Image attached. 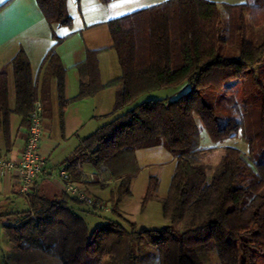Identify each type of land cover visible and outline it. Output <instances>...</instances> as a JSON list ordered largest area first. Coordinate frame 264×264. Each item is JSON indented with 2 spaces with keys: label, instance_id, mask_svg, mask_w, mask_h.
Listing matches in <instances>:
<instances>
[{
  "label": "trees",
  "instance_id": "obj_1",
  "mask_svg": "<svg viewBox=\"0 0 264 264\" xmlns=\"http://www.w3.org/2000/svg\"><path fill=\"white\" fill-rule=\"evenodd\" d=\"M36 3L48 24L71 26L67 0ZM246 17L255 26L264 24V0H164L111 18L107 25L118 76L102 83L98 52L88 50L76 64L84 79L69 99L63 94L65 68L56 53L61 37L53 32L55 41L41 65L54 79L61 113L70 101L115 87L111 112H122L84 136L62 163L73 181H81L80 168L88 165L104 173L105 182H115L112 215L90 227L86 215L99 209L66 191L46 196L33 183L25 194L28 206L3 214L9 242L21 250L56 253L63 264H264V243L257 239L264 231V40L247 39ZM9 65L13 108L8 105L7 66L0 70V130L7 142L11 113L28 128L36 100L42 116L51 110L22 48ZM168 87L179 94L138 100ZM202 129L215 143L241 138L247 151L224 145L219 165L209 174ZM158 145L171 153L174 172L163 197L155 196L158 179L149 176L141 206L156 197L167 224L138 229L121 217L118 206L131 195L130 180L139 171L136 150ZM180 221L184 229L178 231L174 225Z\"/></svg>",
  "mask_w": 264,
  "mask_h": 264
},
{
  "label": "crops",
  "instance_id": "obj_2",
  "mask_svg": "<svg viewBox=\"0 0 264 264\" xmlns=\"http://www.w3.org/2000/svg\"><path fill=\"white\" fill-rule=\"evenodd\" d=\"M6 1L0 0V5ZM116 1L110 0L108 3H102L101 0H79V2L67 0V9L72 17V24L70 27H65L60 33L56 30L59 26L50 25L44 19L36 0H9L0 9V70L7 66L9 107L13 108L15 104L13 73L9 62L20 48L28 56L32 77L36 80L38 88L43 87L48 93L51 110L50 115L43 116L44 131L39 149L40 154L45 158V168L48 172L62 166L63 161L84 137L79 136L78 133L84 127L87 116L89 117L95 112L100 114L103 111H108L110 105L113 104L115 92L114 86L103 88L93 96L70 101L61 113L54 79L47 77L44 66L41 65L47 50L55 41L52 33L54 32L56 36L61 37V41L56 45V53L65 68L63 94L66 99L77 94L79 82L82 78L84 79V75L76 64L85 58L88 50L98 52L100 80L102 83H106L119 74V65L116 53L112 48L113 41L107 25L109 19L123 15L113 14L118 11L113 5V2ZM158 3L147 4L146 2L147 6L145 7ZM113 63L118 65V70L115 65L113 67ZM55 118L62 123L64 138L72 135L77 137L70 152L57 163L50 161L51 155L61 141L54 135ZM26 136L27 127L20 125V116L11 113L9 116L8 142L0 130V160L18 159ZM82 168L93 171L88 165H83ZM93 186L96 184L87 182L85 190L87 188L91 193L90 189ZM34 187L49 197L60 196L64 191L61 184L48 174L37 177ZM17 195L24 197L26 206L22 208H26L28 201L25 194L19 189L16 174L11 171L0 172V204ZM0 207L3 206L0 205ZM262 217H264V209H262ZM0 223L2 224V221ZM257 239L264 243V231ZM41 253L45 254L42 250Z\"/></svg>",
  "mask_w": 264,
  "mask_h": 264
},
{
  "label": "rangeland",
  "instance_id": "obj_3",
  "mask_svg": "<svg viewBox=\"0 0 264 264\" xmlns=\"http://www.w3.org/2000/svg\"><path fill=\"white\" fill-rule=\"evenodd\" d=\"M163 0H117L113 2L114 8H117L113 14L121 15L128 13L135 9L143 8L147 4L158 3ZM218 4L221 3H252L253 0H211ZM149 2V3H148ZM115 15V16H116ZM64 27V28H59ZM57 27V32L60 33L67 26ZM70 27V26H69ZM246 29H247V39L258 43L264 40V24L260 26L253 25L249 18L246 17ZM117 63V62H116ZM112 65V63H111ZM118 70V65L113 63V67ZM115 71V74L117 72ZM110 87V86H109ZM108 88V87H105ZM180 91L173 90L172 88H162L157 90H152L150 92L142 95L138 100H148V99H159L164 97L174 98L179 94ZM109 104V103H108ZM112 105H110L108 111H103V113H93V115L87 116L84 127L78 133L79 136H86L96 129L100 124L107 122L113 118L119 112H111ZM88 114V113H87ZM55 128L53 129L54 135L59 138L60 144L53 152L50 157V161L57 163L64 156H66L74 146L76 136L72 135L67 138L63 137V130L61 122L55 118L54 120ZM200 145L203 148H207V153L203 157V163L206 166L208 173L210 174L219 165V160L222 154V147L224 145H233L244 152L247 151L246 143L241 138L225 139L222 143L213 142L208 136L205 129H202L200 136ZM135 158L137 165L139 166V171L135 177L130 180V191L131 195L126 196L122 199L118 206V211L122 218L134 222L138 229L145 228H159L167 224L166 219L163 217L161 203L156 197L148 200L142 208L141 202L146 192L148 178L151 175L156 176L158 179L157 190L155 191V196L163 197L167 193L171 176L174 172V159L169 151H167L162 145L153 146L149 148L138 149L135 152ZM63 165L60 167L62 168ZM85 171H90L85 169ZM99 184L93 186L90 190L91 193L86 188V193L91 195L97 203H101L104 207L99 209L98 214L86 215V221L90 227H94L100 224L104 216H111L112 202L110 201L111 188H115L114 181L105 182L106 175L100 173ZM109 183V185H108ZM105 186V187H101ZM3 207H0V221H5L3 214L7 212V209H21L26 206L25 199L21 195L16 197H10L9 200L3 201ZM84 206V204H82ZM106 208V210H104ZM174 228L178 231L184 229V221L177 222ZM0 264H63L62 260L56 255V253H41L38 248H30L28 250L17 249L8 241L5 230L0 223Z\"/></svg>",
  "mask_w": 264,
  "mask_h": 264
},
{
  "label": "built area",
  "instance_id": "obj_4",
  "mask_svg": "<svg viewBox=\"0 0 264 264\" xmlns=\"http://www.w3.org/2000/svg\"><path fill=\"white\" fill-rule=\"evenodd\" d=\"M43 131L42 105L39 100H36L30 114V123L27 128V136L21 153L16 160H0V172L11 171L15 173L19 189L24 194L31 192V186L37 177L48 174L58 181L63 190L71 196L76 197L88 206H95L97 209H103L104 206L101 203H97V201L85 191L87 182L100 180L98 174L80 168L81 181L77 182L70 178V174L64 167H59L48 172L45 168V158L40 154L39 150ZM104 210H106V208H104Z\"/></svg>",
  "mask_w": 264,
  "mask_h": 264
}]
</instances>
